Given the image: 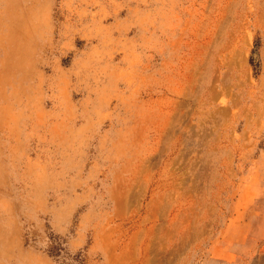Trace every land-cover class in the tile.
I'll return each mask as SVG.
<instances>
[{
	"label": "rangeland",
	"instance_id": "1",
	"mask_svg": "<svg viewBox=\"0 0 264 264\" xmlns=\"http://www.w3.org/2000/svg\"><path fill=\"white\" fill-rule=\"evenodd\" d=\"M0 264H264V0H0Z\"/></svg>",
	"mask_w": 264,
	"mask_h": 264
},
{
	"label": "trees",
	"instance_id": "2",
	"mask_svg": "<svg viewBox=\"0 0 264 264\" xmlns=\"http://www.w3.org/2000/svg\"><path fill=\"white\" fill-rule=\"evenodd\" d=\"M63 251H64V249L62 247V244L56 243L55 246H53V248L50 250V253H51V256L57 258V257L61 256Z\"/></svg>",
	"mask_w": 264,
	"mask_h": 264
}]
</instances>
